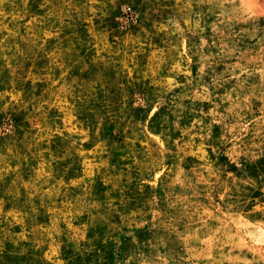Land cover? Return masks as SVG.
Segmentation results:
<instances>
[{"label":"rangeland","instance_id":"obj_1","mask_svg":"<svg viewBox=\"0 0 264 264\" xmlns=\"http://www.w3.org/2000/svg\"><path fill=\"white\" fill-rule=\"evenodd\" d=\"M264 0H0V264H264Z\"/></svg>","mask_w":264,"mask_h":264},{"label":"bare ground","instance_id":"obj_2","mask_svg":"<svg viewBox=\"0 0 264 264\" xmlns=\"http://www.w3.org/2000/svg\"><path fill=\"white\" fill-rule=\"evenodd\" d=\"M262 236H264V230L262 231Z\"/></svg>","mask_w":264,"mask_h":264}]
</instances>
